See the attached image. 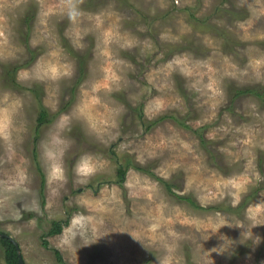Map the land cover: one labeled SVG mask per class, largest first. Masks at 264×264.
<instances>
[{"label":"rangeland","instance_id":"374dc122","mask_svg":"<svg viewBox=\"0 0 264 264\" xmlns=\"http://www.w3.org/2000/svg\"><path fill=\"white\" fill-rule=\"evenodd\" d=\"M257 87L264 0H0V233L26 264H264Z\"/></svg>","mask_w":264,"mask_h":264},{"label":"trees","instance_id":"16d2710c","mask_svg":"<svg viewBox=\"0 0 264 264\" xmlns=\"http://www.w3.org/2000/svg\"><path fill=\"white\" fill-rule=\"evenodd\" d=\"M17 69V67H16ZM14 78V76H13ZM15 79V78H14ZM13 79V80H14ZM15 81V80H14ZM250 93L252 92L253 94H256L257 96H259V98H264V90L262 89H259L258 87L257 88H243V89H239L238 90V93ZM49 112L47 111V108H45L44 106H41L40 108V113H39V116H38V123L39 124H42L44 122H49L51 121V119L49 118ZM170 117V116H169ZM181 126H184V127H187L189 128L190 125H188L184 119H179L177 121ZM157 123V121L153 122L150 124V126H148L146 129H151L155 124ZM199 131V130H197ZM200 136L202 137V134H200ZM33 158L36 162V166H37V169L41 175V179H42V186L44 187L45 185V173L43 172L41 166L39 165L38 161H37V153L34 151V154H33ZM140 170H142L143 168H139V167H136ZM127 173V169L125 167H120L118 168V176L120 178V181L119 183L121 185H123V181L125 179V174ZM165 185H166V188L167 190L176 195L178 198H183V199H187V201H189L190 203H192V205H194L195 207L197 208H200L201 206H199L195 200H193V198L190 196V197H183V196H180V195H177V193L174 192L173 188H174V185L166 180L165 182ZM42 195L44 196V190L42 188ZM251 195H248L247 196V199L250 197ZM247 199L245 201H247ZM216 207H220V206H216ZM212 208V207H211ZM63 224H67V221L66 223H62L61 221H58V220H55L53 221L52 223V228L50 230V234H59L62 232L63 230ZM1 240L4 242L5 244V256H6V262L8 264H19V261H18V253H17V248L15 246V244L13 243V241L9 238V237H5V238H1ZM44 244L47 246L48 245V241L47 240H44ZM56 252V255L58 256V259H62L61 257V254L58 250H55Z\"/></svg>","mask_w":264,"mask_h":264},{"label":"water","instance_id":"95a60500","mask_svg":"<svg viewBox=\"0 0 264 264\" xmlns=\"http://www.w3.org/2000/svg\"><path fill=\"white\" fill-rule=\"evenodd\" d=\"M0 235L8 237L7 235L1 234V233H0ZM11 240L13 241V243L15 244V246H16V248H17L19 264H26L25 261H24V258H23V256H22V254H21V252H20V248H19V246H18V243H17L15 240H13V239H11Z\"/></svg>","mask_w":264,"mask_h":264}]
</instances>
